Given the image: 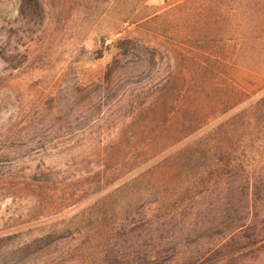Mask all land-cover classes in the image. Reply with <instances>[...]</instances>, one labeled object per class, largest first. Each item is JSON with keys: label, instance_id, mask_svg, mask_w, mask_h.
<instances>
[{"label": "trees", "instance_id": "1", "mask_svg": "<svg viewBox=\"0 0 264 264\" xmlns=\"http://www.w3.org/2000/svg\"><path fill=\"white\" fill-rule=\"evenodd\" d=\"M128 1L122 9L133 15L123 19L167 40V76L147 90L119 138L100 148V170L75 181L47 170L23 185L38 197L39 215L55 218L159 158L145 175H183L176 185L183 187V212L177 214L176 196L161 225L183 214V239L166 240L163 229L150 228L160 221L154 213L131 216L126 210L111 235L98 232L95 264H264V0H183L163 15L141 14L148 0H17L21 14L82 5L103 13ZM115 48L105 79L120 70L146 76L156 67L158 53L144 44L120 39ZM134 181L115 193L132 189ZM94 204L20 242H8L17 234L1 236L0 264L8 255L14 264H28L29 257L76 235L88 241L99 221ZM153 233L157 247L149 253L144 246L155 245ZM182 243L183 250L202 248L179 262Z\"/></svg>", "mask_w": 264, "mask_h": 264}, {"label": "rangeland", "instance_id": "2", "mask_svg": "<svg viewBox=\"0 0 264 264\" xmlns=\"http://www.w3.org/2000/svg\"><path fill=\"white\" fill-rule=\"evenodd\" d=\"M182 3L148 0L140 13L163 15ZM128 4L103 13L82 5L76 10L68 6L55 13L21 14L17 0H0V237L17 234L19 238L8 241L16 243L28 235H40L37 229L47 230L51 224L67 221L95 202L92 212L99 219L88 241L74 235V240L56 242L29 257L28 264H95L101 243L98 232L111 235L110 230L126 210L131 216L135 212L147 216L154 213L160 221L150 228L163 229V239L170 235L183 239V214L170 226H161L176 196L177 214L183 212V187L177 190L176 186L183 182V175H171L170 180L162 173L145 175L159 158L55 218L39 215L38 197L23 185L29 177H41L47 170L66 181L100 170V148L119 138L118 133L130 122L147 90L167 76V40L127 22L133 14L127 16L122 8ZM181 17L176 19L183 23ZM120 39L135 40L156 50L158 61L150 75L120 70L110 80L105 79L107 67L117 56L115 42ZM132 65L123 66L127 69ZM133 178L132 189L115 193ZM140 202L144 209L137 211ZM88 215L79 216L77 222ZM153 237L155 245L146 238V252L156 250L155 233ZM201 248L183 250L182 243L178 261ZM8 256L4 264L16 263Z\"/></svg>", "mask_w": 264, "mask_h": 264}]
</instances>
